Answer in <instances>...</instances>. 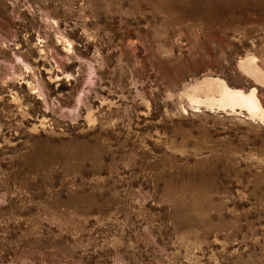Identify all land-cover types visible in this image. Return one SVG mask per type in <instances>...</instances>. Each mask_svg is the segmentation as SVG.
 Listing matches in <instances>:
<instances>
[{"label":"rangeland","instance_id":"374dc122","mask_svg":"<svg viewBox=\"0 0 264 264\" xmlns=\"http://www.w3.org/2000/svg\"><path fill=\"white\" fill-rule=\"evenodd\" d=\"M0 264H264V0H0Z\"/></svg>","mask_w":264,"mask_h":264},{"label":"bare ground","instance_id":"6f19581e","mask_svg":"<svg viewBox=\"0 0 264 264\" xmlns=\"http://www.w3.org/2000/svg\"><path fill=\"white\" fill-rule=\"evenodd\" d=\"M220 96L222 95L225 100L232 101L233 99H239L247 107L249 112L256 113L259 110V105L253 94L245 96L242 94H235L226 87L220 88Z\"/></svg>","mask_w":264,"mask_h":264}]
</instances>
